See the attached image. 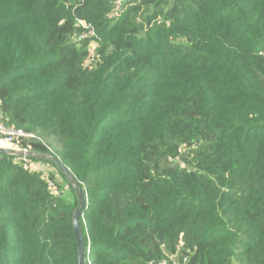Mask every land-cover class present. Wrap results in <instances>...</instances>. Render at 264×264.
Returning a JSON list of instances; mask_svg holds the SVG:
<instances>
[{
  "label": "trees",
  "instance_id": "obj_1",
  "mask_svg": "<svg viewBox=\"0 0 264 264\" xmlns=\"http://www.w3.org/2000/svg\"><path fill=\"white\" fill-rule=\"evenodd\" d=\"M114 2L0 0V121L85 264H264V0ZM28 160L73 199L0 154V264H78Z\"/></svg>",
  "mask_w": 264,
  "mask_h": 264
},
{
  "label": "water",
  "instance_id": "obj_2",
  "mask_svg": "<svg viewBox=\"0 0 264 264\" xmlns=\"http://www.w3.org/2000/svg\"><path fill=\"white\" fill-rule=\"evenodd\" d=\"M0 154L6 156H13L19 159L26 158H36L39 160L50 161L55 164L58 170L62 173L66 181L69 183L72 188L76 199L77 206L73 212L71 223L76 239L77 245V262L78 264H85V241L83 237V232L81 228V219L83 218L84 212L87 209V198L85 191L75 176L70 172V170L61 162V160L52 153H41L35 151H21L8 147H0Z\"/></svg>",
  "mask_w": 264,
  "mask_h": 264
},
{
  "label": "built area",
  "instance_id": "obj_3",
  "mask_svg": "<svg viewBox=\"0 0 264 264\" xmlns=\"http://www.w3.org/2000/svg\"><path fill=\"white\" fill-rule=\"evenodd\" d=\"M122 3L123 0H115L113 12H112L113 16H117L119 14L122 8ZM80 24L84 25V23L82 22H80ZM89 61L90 59L87 60L85 64H88ZM0 139L8 145V148L26 152L32 150L24 147L23 145L24 141L29 139H36V136L33 133H28L21 129L7 127L3 124V122L0 121ZM21 160H23V164H22L23 169L41 173L42 171L40 166L41 162H31L28 160V158ZM48 187L52 191L55 190L53 181L49 180ZM183 248H184V243L181 240V238L173 252L167 251L166 247L162 245L161 249L163 252V257L160 259V261L157 264H187L188 256L183 254Z\"/></svg>",
  "mask_w": 264,
  "mask_h": 264
},
{
  "label": "rangeland",
  "instance_id": "obj_4",
  "mask_svg": "<svg viewBox=\"0 0 264 264\" xmlns=\"http://www.w3.org/2000/svg\"><path fill=\"white\" fill-rule=\"evenodd\" d=\"M123 2H124V0H123ZM122 5H123V3H122ZM90 57H91V59H90L89 63H93L94 62V61H92L93 55H90ZM2 145L3 144L0 142V147H3ZM40 166H41V170H42L41 173L43 174L44 179L47 182H49V180H51V178H53L58 183V185L60 186V188H59L60 193L59 194L62 197V199L71 203L73 197H72L69 189L67 188V186L64 185L61 177L59 176V174L55 170V168H53L50 164H47V163L46 164L41 163Z\"/></svg>",
  "mask_w": 264,
  "mask_h": 264
},
{
  "label": "bare ground",
  "instance_id": "obj_5",
  "mask_svg": "<svg viewBox=\"0 0 264 264\" xmlns=\"http://www.w3.org/2000/svg\"><path fill=\"white\" fill-rule=\"evenodd\" d=\"M0 142L3 144V147H8V145L4 141L0 140Z\"/></svg>",
  "mask_w": 264,
  "mask_h": 264
}]
</instances>
